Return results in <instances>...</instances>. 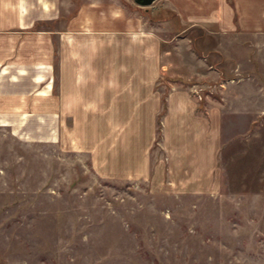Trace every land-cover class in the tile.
Returning <instances> with one entry per match:
<instances>
[{
    "label": "crops",
    "instance_id": "0c3cea01",
    "mask_svg": "<svg viewBox=\"0 0 264 264\" xmlns=\"http://www.w3.org/2000/svg\"><path fill=\"white\" fill-rule=\"evenodd\" d=\"M214 1L192 16L163 6L160 19L155 4L139 15L121 0H0V126L88 155L100 179L216 192L224 109L192 88L223 87L258 61L264 16ZM239 52L251 54L240 63Z\"/></svg>",
    "mask_w": 264,
    "mask_h": 264
},
{
    "label": "rangeland",
    "instance_id": "374dc122",
    "mask_svg": "<svg viewBox=\"0 0 264 264\" xmlns=\"http://www.w3.org/2000/svg\"><path fill=\"white\" fill-rule=\"evenodd\" d=\"M216 1L264 16V0ZM199 3L157 0L151 17H170L162 9L174 4L192 16ZM239 53L241 63L252 51ZM251 61L223 87L192 88L224 109L211 194L156 195L143 182L100 179L88 155L0 126V264H264V55Z\"/></svg>",
    "mask_w": 264,
    "mask_h": 264
},
{
    "label": "water",
    "instance_id": "95a60500",
    "mask_svg": "<svg viewBox=\"0 0 264 264\" xmlns=\"http://www.w3.org/2000/svg\"><path fill=\"white\" fill-rule=\"evenodd\" d=\"M157 0H133V2L142 8H148L152 6Z\"/></svg>",
    "mask_w": 264,
    "mask_h": 264
}]
</instances>
